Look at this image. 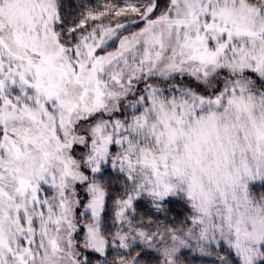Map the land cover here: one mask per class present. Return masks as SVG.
I'll use <instances>...</instances> for the list:
<instances>
[{
	"label": "snow or ice",
	"instance_id": "obj_1",
	"mask_svg": "<svg viewBox=\"0 0 264 264\" xmlns=\"http://www.w3.org/2000/svg\"><path fill=\"white\" fill-rule=\"evenodd\" d=\"M0 264H264V0H0Z\"/></svg>",
	"mask_w": 264,
	"mask_h": 264
}]
</instances>
